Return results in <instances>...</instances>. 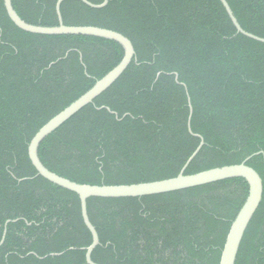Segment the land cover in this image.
<instances>
[{
  "label": "trees",
  "instance_id": "trees-1",
  "mask_svg": "<svg viewBox=\"0 0 264 264\" xmlns=\"http://www.w3.org/2000/svg\"><path fill=\"white\" fill-rule=\"evenodd\" d=\"M59 0H13L26 22L58 26ZM102 4L104 0H88ZM66 0L67 26L128 37L125 73L39 148L51 171L80 184L129 185L241 164L264 185V42L238 33L220 0ZM264 39V0H227ZM116 41L26 32L0 0V264H88L93 238L77 193L43 176L29 144L53 117L115 68ZM190 123V126H189ZM249 194L244 178L127 198L92 197L97 264H220ZM236 264H264V194Z\"/></svg>",
  "mask_w": 264,
  "mask_h": 264
},
{
  "label": "water",
  "instance_id": "water-1",
  "mask_svg": "<svg viewBox=\"0 0 264 264\" xmlns=\"http://www.w3.org/2000/svg\"><path fill=\"white\" fill-rule=\"evenodd\" d=\"M64 1L66 0H59L56 5V11L59 18V25L42 26L30 24L23 20L16 12L13 5V0H4L5 7L10 19L14 22L17 27L26 32L41 35L94 36L116 41L124 48L125 53L122 61L110 72H108L104 77L98 80L90 90H88L70 106L65 108L62 112L53 117L49 122H47L36 133V135L33 137L29 144V157L32 161V164L38 171V174L62 188L77 193L80 197L82 216L93 238L91 245L86 249V259L88 264H97L93 261L92 254L97 248V246L100 244L99 234L97 232L96 227L91 222L88 212V200L90 198L143 197L204 186L222 180L241 177L246 179L249 183V194L230 227L220 261V264H236L242 241L251 221L253 220L255 214L257 213L262 203L264 194V185L262 177L254 168L247 164V161L251 159V157H249L246 161L241 164L217 167L196 174L186 175L185 170L187 169L191 161L197 156L204 144V142L202 141L197 150L188 159L187 163L185 164V166L177 177L139 184L101 186L80 184L74 182L51 171L42 162L39 156V148L42 142L54 131H56L60 126H62L66 121H68L71 117L76 115L84 107L92 104L100 95L106 92L125 73L132 61L137 60L136 50L132 41L128 37L117 31L96 26L65 25L61 14V4ZM80 1H83L87 5L94 8H102L106 6L109 2L108 0H104L102 4L97 5L89 2L88 0ZM220 1L225 7L238 33H242L248 37L264 42L263 38L249 33L242 28L227 0ZM5 236L6 231L0 245L3 244Z\"/></svg>",
  "mask_w": 264,
  "mask_h": 264
}]
</instances>
